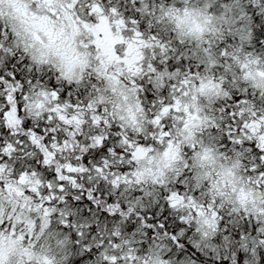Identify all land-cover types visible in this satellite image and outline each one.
I'll list each match as a JSON object with an SVG mask.
<instances>
[{
    "label": "snow or ice",
    "instance_id": "snow-or-ice-1",
    "mask_svg": "<svg viewBox=\"0 0 264 264\" xmlns=\"http://www.w3.org/2000/svg\"><path fill=\"white\" fill-rule=\"evenodd\" d=\"M249 8L264 36V0H0V264H260Z\"/></svg>",
    "mask_w": 264,
    "mask_h": 264
},
{
    "label": "trees",
    "instance_id": "trees-1",
    "mask_svg": "<svg viewBox=\"0 0 264 264\" xmlns=\"http://www.w3.org/2000/svg\"><path fill=\"white\" fill-rule=\"evenodd\" d=\"M256 11L257 10L254 9V8H249L248 9V12H249V23H251L252 27H253V36H252V39L254 41L253 47L257 51H260L261 50L260 46H259V44H256L255 41L256 40H264V36H260L259 35L260 30H261L262 21H261L260 17L256 15ZM241 227H243V223L241 224ZM189 257L192 260H198L199 253L195 249H192L189 244L185 243V250H184V255H183L182 259L187 261ZM244 259H247V257H244ZM257 259L259 260L260 264H264V251H260L258 253Z\"/></svg>",
    "mask_w": 264,
    "mask_h": 264
},
{
    "label": "clouds",
    "instance_id": "clouds-1",
    "mask_svg": "<svg viewBox=\"0 0 264 264\" xmlns=\"http://www.w3.org/2000/svg\"><path fill=\"white\" fill-rule=\"evenodd\" d=\"M61 55H63L68 63H72L74 60V53L70 48L60 47Z\"/></svg>",
    "mask_w": 264,
    "mask_h": 264
}]
</instances>
